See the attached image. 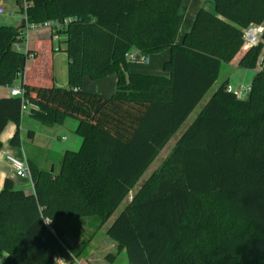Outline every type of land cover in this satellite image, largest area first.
I'll use <instances>...</instances> for the list:
<instances>
[{"label":"trees","instance_id":"16d2710c","mask_svg":"<svg viewBox=\"0 0 264 264\" xmlns=\"http://www.w3.org/2000/svg\"><path fill=\"white\" fill-rule=\"evenodd\" d=\"M211 1L214 13L200 10L179 45L182 0H23L28 25L61 24L55 42L27 54L15 49L24 26H0V87L14 88L24 73V98L35 107L28 106L27 117L47 127L73 119L82 139L52 172L27 161L33 191L5 179L0 264H75L79 255L64 244L59 221L105 225L239 55L244 31L264 27V0ZM166 50L161 75L129 71L135 64L127 54L148 58ZM263 50L264 31L238 64L256 70L249 101L222 83L107 229L128 264H264V70L257 66ZM60 51L68 60L66 87L56 85L47 59ZM111 75L117 86L110 97L82 88L86 77ZM22 106L18 97L0 99V136L14 124L15 148L22 147Z\"/></svg>","mask_w":264,"mask_h":264},{"label":"rangeland","instance_id":"374dc122","mask_svg":"<svg viewBox=\"0 0 264 264\" xmlns=\"http://www.w3.org/2000/svg\"><path fill=\"white\" fill-rule=\"evenodd\" d=\"M23 6H24V3L22 4V1L20 0H19V5L16 4L15 0L5 1V7H4L5 14L0 16V26H7V27L15 28V29L19 28L21 25L24 26L25 17H24L23 12L21 11L23 10ZM32 33H35V32L31 31L28 33L27 42H28L29 37H32ZM24 44L26 45V43ZM24 44H22V47H24ZM262 52L263 53L261 54V56L264 55V50ZM47 59H49L51 62L52 74H53V78L56 81V85L60 87H66L67 82H68L67 81L68 80V60L66 58L65 53L63 51L52 53L50 57L47 56ZM254 74L255 72H251V71L246 72L242 70L238 72H232L230 71V69H228V67L223 66L220 71L217 83L221 85L223 81L229 77V81L231 85H233V89H237L240 86H247V84L250 83L252 76H254ZM86 80L87 79H83V82H82V88L85 87L86 89L84 91L88 93H95L94 88L96 86L95 85L96 83H92L93 85L88 86L89 83H87ZM210 94H212V90L208 92L207 95L209 96ZM188 120L189 121L194 120V113L190 116ZM75 125H76V122L73 119H66L62 126L47 127L30 117H27V116L23 117L21 120L20 127H19L21 139L25 137L29 131L33 132V138H32L31 143L32 145H34V147L36 146L38 148L37 150L33 149L31 145L29 144L30 142H27L28 144L26 143L23 146L25 155L27 157H29L30 155L31 157H33L35 162H37L38 164L41 163L40 167L44 170H48V169L50 170L52 164H55V169H56V167H58V164H59L60 156H62L66 151H78L79 148L81 147L82 139L75 133ZM178 135H181V133L179 132ZM174 141H175V138L173 142ZM173 148L174 146L172 143H168L165 146L162 152H160L159 155L156 157L153 164L148 169V171L145 173V175L143 174L144 176L141 177L137 185L130 191L128 196L124 199V201L115 211L113 216L101 228L97 229L98 223L93 218H64L59 221L60 226L63 228V230L65 231V235H66L63 238L64 244L73 253L76 252L79 255L76 261H79V263H81L79 260L80 255L83 252V250H85L86 246L90 243V240H92V242L90 243V246L93 249L94 247L97 246L99 241L103 239L102 237L106 238V230L108 229V227L112 224V222L116 219V217L121 213L125 205L138 192L141 186L147 181V179L161 166V164L168 157V155L170 154ZM43 151L44 152L48 151L52 153L56 158H53L54 160L51 162L48 159L47 155L43 153ZM88 226L90 228V231L87 230ZM93 233L95 235L90 237L91 234ZM79 238H81L82 241L79 247L77 248V250L75 251L74 248H72L73 247L72 245L73 243L79 241ZM103 245L104 246H101V248L97 249L95 253V256H97V261L100 263L102 261L103 256L106 255L104 254V252L107 250V247L109 246L106 244H103ZM114 253L116 254V257L120 256V259H118L117 264H125V261H124L126 260L125 255L122 256L121 255L122 252H120L117 247H116V250H114ZM123 257L125 259H122ZM104 262L105 260L102 261L103 264Z\"/></svg>","mask_w":264,"mask_h":264},{"label":"crops","instance_id":"0c3cea01","mask_svg":"<svg viewBox=\"0 0 264 264\" xmlns=\"http://www.w3.org/2000/svg\"><path fill=\"white\" fill-rule=\"evenodd\" d=\"M5 1H7V0H4L3 2L0 3V7H2L3 9H5L4 8L5 7ZM20 1H22V4H23V0H20ZM15 2L17 5H19V0H15ZM200 10H205V11L214 13L213 2L211 0H182L181 6L179 9V15L181 18V22H180L177 34L175 36V41H174L175 44L179 45L182 43L184 36L190 31L192 24L196 18V15ZM20 27H22V25ZM41 31H43V30H41ZM41 31H34L35 33H32V37H29L27 45H26L27 46V52L31 49L36 48L37 46H40L42 42H48V41H50V43L55 42L56 39L53 38L48 31H46V30H44L43 32H41ZM21 47H22V45H21ZM244 53H245V50L242 49L241 52L239 53V55H237V57L229 65H226V67H228V69H230V71H232V72H238L240 70L249 72L248 70L241 69L238 66L239 61H240V59ZM169 59H170V51L166 50L160 54L148 57L147 58L148 62L146 64L129 65L128 69L131 73L157 76V75H161L163 73V65ZM29 62L30 61H28V60L25 61L24 69L29 64ZM251 72H256V70H253ZM24 77H25V74L22 73L17 85L14 88H17V89L22 88ZM252 78H253V76H252ZM84 79H87L86 81H87V83H89L88 86L93 85L92 83H96L95 84L96 86L94 88L95 89L94 92L97 94L109 97V96H112L116 90L117 77L115 75L108 76V77H106L102 80H99V81H90L87 77ZM251 81H252V79H251ZM251 81H250V83H251ZM224 82H226L228 86L233 88V85H231V83L229 81V77L226 80H224L223 83ZM250 83L247 84V86H249ZM219 86L220 85L216 82L214 84V86L209 90V92L212 90V94H210L208 96L207 95L208 93H207L205 95V97L202 99V101L199 103V105L193 111L194 119L200 113V111L202 110L204 105L209 101V99L212 97L213 93L218 89ZM83 88H84L83 90H86L85 87H83ZM9 97H11L10 88L9 87H0V99L9 98ZM190 116L188 117V119L190 118ZM188 119L185 121V123L180 128V130L170 139V141L168 143H172L173 146H175V144L177 143V141L180 138V136L182 135V133L194 121V120L189 121ZM19 131H20V129H19ZM15 132H16V126L14 124L10 123L7 125V127L5 128V130L3 131V133L0 136V141L2 143V149L0 150V191L3 188V184H4L5 179L8 177H13L12 169H11L9 163L6 161L7 156H11L14 158H20V157L24 156L26 158V161L29 160V161H32L33 163H35L36 165L41 166V163L38 164L37 162L34 161L33 157H31L30 155H29V157H27L24 153L23 146L27 142H30L29 144L31 145V147L33 149H36V150L38 149L36 146L34 147V145H32V143H31L32 139H29L28 135H26L25 137L22 136L23 137L21 139L22 147L15 148V147H12L10 145V140L13 137ZM179 132L181 133V135H178ZM176 136H177V138H176ZM20 138H21V136H20ZM174 138H175V141L173 142ZM43 153L47 155L48 159L51 162L54 160L53 158H56L52 153H50L48 151H45V152L43 151ZM151 165L149 166V168L151 167ZM148 169L146 170V172L148 171ZM145 173H144V175H145ZM14 179L16 182V187L19 190H22L25 193H29V189H28V185H27L26 181L18 179V178H14ZM89 226L87 227L88 231H90ZM97 229H98V225H97ZM94 233L91 234L90 237H92L96 234V233L95 234ZM102 238L103 239H101L99 241V243L97 244V246L94 247L93 249L90 246V243L92 242V240H90V243L86 246L85 250H83V252L80 255L79 260L82 264H103L102 263L103 260H105L104 264H117L118 259H120V256L116 257V254L114 253V250H116L117 244L113 240H111L109 238V236H107V235H106V238H104V237H102ZM81 241H82V239L79 238V241L73 243L72 248H74L75 251L77 250V248L81 244ZM103 244L109 245L108 247H110V248L107 247V250L104 252V254H106V255L103 256L102 261L100 263L97 261V256H95V253H96L97 249L101 248V246H104ZM121 255L123 256L125 254H123V252H122ZM109 256H112V257L109 258ZM125 258H126V256H125ZM125 258L123 257L122 259H125ZM1 261H2V259L0 260V262ZM124 261H125V264H128L127 259ZM75 263L81 264V263H79V261H76ZM59 264H61V263H59Z\"/></svg>","mask_w":264,"mask_h":264},{"label":"built area","instance_id":"2783aa9c","mask_svg":"<svg viewBox=\"0 0 264 264\" xmlns=\"http://www.w3.org/2000/svg\"><path fill=\"white\" fill-rule=\"evenodd\" d=\"M23 9H25V4L23 6ZM4 14H5L4 9L0 7V16ZM66 23H67V20L63 21V24H66ZM60 26L61 24L55 21L45 22V23L37 24V25H28L25 19L23 35L22 37H19L18 39L19 42L15 44V49L19 52H23L27 54V46H26L27 36H28V33L31 31L46 30L51 34L53 38L57 39V36L55 35V30L56 28H59ZM263 31H264V27H254V28L250 27L249 29L245 30L243 34V40H244L243 50L246 51L252 47L257 46L260 41V37ZM24 43H26V45ZM22 44H24V47H21ZM126 59L129 63H132V64L143 65L148 62L147 58L139 57L134 53L127 54ZM257 66L260 70H264V55H262L259 58ZM249 90H250L249 86H240L237 89H233L232 87L227 88V92L233 93L238 100L246 99L249 93ZM10 95L11 97L21 98L23 102L22 116L28 115L29 107L33 109L35 108L34 106L27 105L25 98H24V90L22 88L21 89L10 88ZM6 161L9 163L12 169L13 177L26 181L29 191H33V184L31 181V176H30L29 167H28L26 158L24 156L20 158H14L11 156H7Z\"/></svg>","mask_w":264,"mask_h":264},{"label":"water","instance_id":"95a60500","mask_svg":"<svg viewBox=\"0 0 264 264\" xmlns=\"http://www.w3.org/2000/svg\"><path fill=\"white\" fill-rule=\"evenodd\" d=\"M249 97L246 98V101H249ZM53 171V167H51V172Z\"/></svg>","mask_w":264,"mask_h":264},{"label":"clouds","instance_id":"9594fccd","mask_svg":"<svg viewBox=\"0 0 264 264\" xmlns=\"http://www.w3.org/2000/svg\"><path fill=\"white\" fill-rule=\"evenodd\" d=\"M46 223H50V222H47V221H45Z\"/></svg>","mask_w":264,"mask_h":264}]
</instances>
